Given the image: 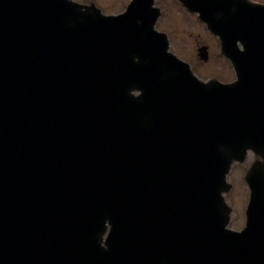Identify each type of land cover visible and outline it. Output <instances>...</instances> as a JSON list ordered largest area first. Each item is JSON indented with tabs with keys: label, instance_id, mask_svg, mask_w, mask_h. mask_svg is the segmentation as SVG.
Masks as SVG:
<instances>
[{
	"label": "water",
	"instance_id": "1",
	"mask_svg": "<svg viewBox=\"0 0 264 264\" xmlns=\"http://www.w3.org/2000/svg\"><path fill=\"white\" fill-rule=\"evenodd\" d=\"M153 2L104 16L72 0H0V264H264V6L231 24L193 2L234 67L222 84L169 51ZM248 151L236 232L221 194ZM163 160L189 201L170 219Z\"/></svg>",
	"mask_w": 264,
	"mask_h": 264
},
{
	"label": "rangeland",
	"instance_id": "2",
	"mask_svg": "<svg viewBox=\"0 0 264 264\" xmlns=\"http://www.w3.org/2000/svg\"><path fill=\"white\" fill-rule=\"evenodd\" d=\"M77 1L83 2L84 0ZM127 1L128 0H97L96 3H100L102 6L104 5V12L118 13L124 10V4ZM170 4H172L170 0H157L156 5L162 8L163 13L158 19L156 29L163 30L168 33L170 49L172 52H174L180 58L189 61L192 69L200 78L203 76L209 77L210 75H213L215 77L218 76L222 81L232 80L234 75H232L233 73L229 64L220 57L219 52L215 50V48L211 47L207 62H203L195 56L196 47L198 45L212 43L210 38L211 36L206 31H204L205 28L201 24L197 23L199 26L197 27L195 22H193V26L197 27L200 36H196L195 34L183 36L181 33H179L180 30H182L181 28L185 25V23H187L188 14L177 5H172L170 8H167V6ZM184 17L186 18L185 20H183ZM243 170V166L236 164L232 167L230 176L228 177L229 182L233 183L234 185L236 182L235 190L233 189V195L230 193L226 196L231 206L234 207V215L232 214V219L229 225L235 230L243 226L245 219L244 209L248 198L246 186L241 181L242 175L238 177L240 171L241 174L244 172Z\"/></svg>",
	"mask_w": 264,
	"mask_h": 264
},
{
	"label": "bare ground",
	"instance_id": "3",
	"mask_svg": "<svg viewBox=\"0 0 264 264\" xmlns=\"http://www.w3.org/2000/svg\"><path fill=\"white\" fill-rule=\"evenodd\" d=\"M214 3H215V6H216L215 8H217V6L219 4L218 1L217 0H214ZM247 15H251V13H248ZM238 22H240V21H238ZM237 24H239V23H237ZM239 26H241V24ZM239 26H237V27H239ZM237 27H235V28L238 31L239 35L233 34V37L232 36L231 37L233 38L234 41L241 42V40H243L245 38V35L243 34L244 31L238 29ZM257 28H259V26H257ZM229 36H230V34H229ZM252 81L254 83H257V80H252ZM189 145H192V143L189 142ZM238 151H240V150H237V149H233V151L232 150L231 151L230 150L229 151L223 150L224 153H222V154L224 155L225 158H228V157L232 156L233 154H234V156L238 155V154H235V153H238ZM202 152L203 151L200 152L201 154L199 153L200 156L203 157V156L206 155V159L213 160V161H215V158L213 157V154H218L216 151L208 152L207 154H204ZM247 153L248 152H246V156H245L246 161H248L250 165H253L254 163H256L257 160L256 159H253L254 156L252 157L251 154H247ZM162 155L165 156V154H162ZM249 164L248 165L241 164V166H243V168L246 169V168H250L249 167ZM257 179L256 180L260 183V179L259 178H257ZM187 198L188 197L186 195L184 197V195H182V194H180V196H178V197L175 196V197L170 198L166 193L160 192V194H159V203H160L162 209H164V208L167 209L166 217L168 219H170V217L174 216L172 213L175 210V204L176 203H177V205L178 204H181L183 207H185L186 204L189 202ZM180 200L182 201L181 203H180ZM191 205H193V202L192 201H190V206L189 207H191ZM109 228L110 227L107 225L106 232H108Z\"/></svg>",
	"mask_w": 264,
	"mask_h": 264
},
{
	"label": "flooded vegetation",
	"instance_id": "4",
	"mask_svg": "<svg viewBox=\"0 0 264 264\" xmlns=\"http://www.w3.org/2000/svg\"><path fill=\"white\" fill-rule=\"evenodd\" d=\"M231 1H236V0H231ZM250 2H257V3H264V0H247Z\"/></svg>",
	"mask_w": 264,
	"mask_h": 264
}]
</instances>
